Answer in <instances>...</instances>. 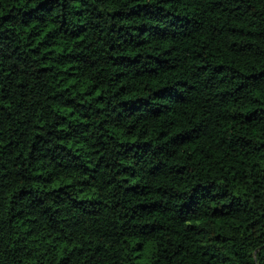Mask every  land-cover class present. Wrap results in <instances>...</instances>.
<instances>
[{
	"label": "trees",
	"instance_id": "16d2710c",
	"mask_svg": "<svg viewBox=\"0 0 264 264\" xmlns=\"http://www.w3.org/2000/svg\"><path fill=\"white\" fill-rule=\"evenodd\" d=\"M0 264H264V0H0Z\"/></svg>",
	"mask_w": 264,
	"mask_h": 264
}]
</instances>
